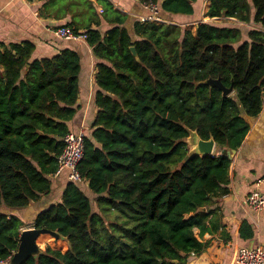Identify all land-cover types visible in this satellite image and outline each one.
<instances>
[{"label": "trees", "instance_id": "1", "mask_svg": "<svg viewBox=\"0 0 264 264\" xmlns=\"http://www.w3.org/2000/svg\"><path fill=\"white\" fill-rule=\"evenodd\" d=\"M140 1L156 5L163 20L193 17L196 29L129 23L110 0H97L101 10L67 2L64 26L86 35L97 58L98 111L84 135L81 181H70L62 199L34 220L61 233L65 247L42 235L43 254L22 264H186L206 248L198 236L220 226L209 208L229 192L227 151L242 145L263 108L264 0H210L207 20L202 0ZM35 48L31 41L0 43V264L18 249L25 226L12 210L51 193L78 112L80 54L34 58ZM209 78L233 91L225 96L204 83ZM191 131L213 137L222 152L190 155ZM238 230L245 240L254 237L246 219Z\"/></svg>", "mask_w": 264, "mask_h": 264}, {"label": "crops", "instance_id": "2", "mask_svg": "<svg viewBox=\"0 0 264 264\" xmlns=\"http://www.w3.org/2000/svg\"><path fill=\"white\" fill-rule=\"evenodd\" d=\"M80 1L81 4L90 1L102 9L97 0ZM110 1L116 9L129 16V23L140 16L150 14L149 8L140 0ZM202 1L201 17L207 20L205 14L210 0ZM67 2L68 0H0V43L31 41L36 46L34 58L51 57L65 49L77 51L81 56L82 65L79 75L80 94L77 102L78 112L71 126L73 131L90 133L98 111L94 103L97 90L95 84L97 58L86 39H67L56 35V29L71 20V15L65 14ZM166 18L173 20L168 21L169 23L193 26V30L196 29L197 21H194L193 17L168 14ZM216 20L251 26L236 18ZM108 27L105 22L102 23L103 31ZM235 151L230 158L229 192L216 198L215 203L209 208L212 212L210 218L220 226L216 231H208L203 236H198L206 243V248L200 253L191 254L186 264H238L236 253L239 247L249 246L254 242V245H261L264 248V210L256 213L245 203L246 196L256 189L264 177V100L262 111L252 120L250 131L242 145ZM221 152L222 150L216 147L214 154ZM69 182L68 170L64 169L59 175L53 176L50 194L42 196L27 208L12 210L24 221L23 229L33 227L38 214L62 199ZM83 188L89 192L87 184H83ZM243 219L248 220L254 228L252 239L245 240L240 236L238 228Z\"/></svg>", "mask_w": 264, "mask_h": 264}, {"label": "built area", "instance_id": "3", "mask_svg": "<svg viewBox=\"0 0 264 264\" xmlns=\"http://www.w3.org/2000/svg\"><path fill=\"white\" fill-rule=\"evenodd\" d=\"M147 7L150 10V14L140 16L142 21L169 23L158 17L159 10L156 5L152 4ZM55 32L56 35L61 38L86 39V35H77L71 28L65 26L59 27ZM84 135V131H72L64 137L65 148L58 158V169L54 176L59 175L64 169H67L70 181H81V177L77 171V165L84 157ZM245 203L256 213L264 210V177L258 183L256 189L246 196ZM10 259H8L7 262ZM236 262L238 264H264V248L261 245H254L252 248L249 246H241L236 253Z\"/></svg>", "mask_w": 264, "mask_h": 264}, {"label": "water", "instance_id": "4", "mask_svg": "<svg viewBox=\"0 0 264 264\" xmlns=\"http://www.w3.org/2000/svg\"><path fill=\"white\" fill-rule=\"evenodd\" d=\"M132 51L134 55L139 58L134 47H132ZM204 83L221 88L225 96L229 95L233 91V87H225L220 78H209L205 80ZM186 141L191 147L190 155H214V151L217 147V143L213 137L208 140H204L196 131H191L190 136ZM235 152V150L227 151V155L231 158ZM188 158L189 155L186 157V160ZM45 234H50L55 239H64L63 235L58 231L48 230L46 228H37L33 226L31 228L23 229L19 237L18 249L13 253L11 259L8 261V264H22L30 257H40L43 254L44 250L39 245L38 239L40 236ZM253 246L254 242L249 245L250 248H252Z\"/></svg>", "mask_w": 264, "mask_h": 264}, {"label": "rangeland", "instance_id": "5", "mask_svg": "<svg viewBox=\"0 0 264 264\" xmlns=\"http://www.w3.org/2000/svg\"><path fill=\"white\" fill-rule=\"evenodd\" d=\"M171 24H173V23H171ZM188 27H189L190 29H194L193 26H188ZM93 207H94V209L96 208L94 201H93ZM48 239L50 240L49 242H51V244H52L53 246L65 247V243L61 242V241H62L61 239H60V242H58V241H56L55 238H54L52 235H50V234H48ZM38 243H39V245L41 246L42 249H45L47 243L45 244V242H40V239H39V242H38ZM1 264H8V262L6 261V262H3V263H1Z\"/></svg>", "mask_w": 264, "mask_h": 264}]
</instances>
